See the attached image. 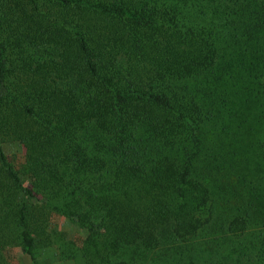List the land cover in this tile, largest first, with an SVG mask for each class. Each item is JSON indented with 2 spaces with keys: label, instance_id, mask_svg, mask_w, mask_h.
Segmentation results:
<instances>
[{
  "label": "trees",
  "instance_id": "trees-1",
  "mask_svg": "<svg viewBox=\"0 0 264 264\" xmlns=\"http://www.w3.org/2000/svg\"><path fill=\"white\" fill-rule=\"evenodd\" d=\"M9 251L264 264V0H0Z\"/></svg>",
  "mask_w": 264,
  "mask_h": 264
},
{
  "label": "rangeland",
  "instance_id": "rangeland-1",
  "mask_svg": "<svg viewBox=\"0 0 264 264\" xmlns=\"http://www.w3.org/2000/svg\"><path fill=\"white\" fill-rule=\"evenodd\" d=\"M9 151V158L13 161V162H17L18 161V157H17V153H16V148L12 147L11 150ZM53 223L58 226L59 228L65 229L66 231H69V233H71V225L69 223H67L63 218L59 217V216H55L52 219ZM8 256L10 258V260L13 262V264H25V260L24 259H19L17 256V254L13 251H9ZM50 264H70L68 262H58L54 259H51Z\"/></svg>",
  "mask_w": 264,
  "mask_h": 264
}]
</instances>
